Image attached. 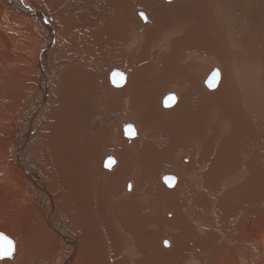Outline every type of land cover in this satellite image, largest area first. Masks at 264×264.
Listing matches in <instances>:
<instances>
[{
  "label": "bare ground",
  "instance_id": "obj_1",
  "mask_svg": "<svg viewBox=\"0 0 264 264\" xmlns=\"http://www.w3.org/2000/svg\"><path fill=\"white\" fill-rule=\"evenodd\" d=\"M35 1L66 20L56 27L33 0H0L2 206L17 194L25 207L44 197L48 205L34 210L40 245L56 259L61 242L62 264H182L191 250L193 264L246 261L244 253L229 259L227 252L235 229L240 239L264 232V196L249 164L264 174V160L253 159L264 158L256 126L261 122L264 128L262 67L256 55L247 60L250 43L243 48L233 39L226 43L236 58L226 56L224 67L208 22L203 31L201 19L216 10L212 27L222 22L225 37L239 35L228 5L234 9L248 0ZM258 4L264 11V0ZM239 38L248 40L244 33ZM158 49L164 51L160 59ZM78 55L80 72L63 64L70 61L64 56ZM153 62L156 67L149 65ZM220 65L226 78L207 88L198 74ZM113 67L122 72L123 84L113 83ZM232 72L246 91L245 102H239L243 116L237 115L235 93L228 97ZM183 80L182 97L164 107L167 92L177 97ZM247 116L255 117L254 124ZM125 125L135 134L128 136ZM183 154L191 160L184 163ZM164 172L178 176L175 187L162 183ZM221 189L223 195L213 198ZM235 190L239 221L232 216ZM157 209L164 216H154ZM169 209L173 218L167 217L173 215ZM59 212L65 216L56 226L62 237L45 221ZM159 227L160 233L177 228L171 249L155 240ZM222 238L224 246L218 245ZM263 244L258 236L244 247L259 256Z\"/></svg>",
  "mask_w": 264,
  "mask_h": 264
},
{
  "label": "rangeland",
  "instance_id": "obj_2",
  "mask_svg": "<svg viewBox=\"0 0 264 264\" xmlns=\"http://www.w3.org/2000/svg\"><path fill=\"white\" fill-rule=\"evenodd\" d=\"M170 1H172V0H170ZM240 1L244 2L245 0H240ZM249 1L250 0H248L247 5H242V6L237 5L234 9L230 7L231 2H229V5H228L231 12H233V10L235 11V15L233 18H231V21H232V25H233L234 29L239 33V35H235V36L230 37L231 35L229 33H225V35L228 37V39H227V37L224 36V33L222 31V28H223L222 22H219L216 27H214V26L212 27L211 18H213L212 16H214L216 14V10L214 11L215 14H213V11L210 14L208 11H207V13H205V17L203 19H201L202 24H203L202 30L204 31L206 24L208 22L207 31H208L209 35L211 37H213L215 39V41L217 42V44H215V45H216V48H219V51L216 54L218 55V57L220 59V63L224 67H225L224 61L227 60L226 56H228L229 58H232V59L236 58V55L232 53L231 45L226 43L228 40L233 39L234 43H239L241 45V47H243V48L247 47L250 43V45H251L250 49L247 50V52L250 53V58H248L247 60H251L252 57H254L255 55L258 57V62L262 67L261 76L264 80V11H261L259 8V4H258L259 0H256L257 3H255V4H252L251 1L250 2ZM33 2H34V4H36L39 7V10L41 12H44L45 14L51 16L52 20L55 22L56 27L59 26L60 22H63L66 20L65 15L62 14L59 17H57V15L49 13L41 4L40 5L37 4V2L35 0H33ZM206 6H207V3H206ZM214 8H216V7L214 6ZM47 9L49 10V8H47ZM8 10H11V9H8ZM207 10H208V6H207ZM219 10L220 9H218V11ZM225 13H228L227 9H226ZM35 21L40 22V19L36 18ZM141 28H139V29H141ZM243 33L245 34V36L248 40L239 38L242 36ZM256 41H258V42H256ZM256 43L257 44L259 43V44L254 48V45H252V44H256ZM169 47L172 48L171 45H169ZM249 50H251V52ZM124 51L126 53V49H124ZM157 52L159 53L158 58L160 59V56H161L160 53H163L164 51L161 49H158ZM187 53H188V51H186L184 53L185 56L187 55ZM126 56H130L128 54V52L126 53ZM65 59H68L71 61V62L65 61L63 63L66 67L73 68V69L77 70L75 65L81 59L79 57V55L76 57H70V58L68 56H64L63 60H65ZM63 60L61 59L60 61H63ZM180 63L181 62L179 61V64ZM59 64H61V63L59 62ZM149 65L156 67L157 63L153 62V63H149ZM217 67H218L219 71L221 72V78L218 82V84H220L223 81V79L226 78V76H225V72H224V67H222L221 65L217 66ZM115 69H119V68L113 67V70H115ZM212 70H213V67H211V68L204 67L202 69V72H200L198 74V76L202 80L207 79V77L209 76V74L211 73ZM77 71H79V70H77ZM232 75H233V78L235 81L234 80L229 81L230 83H234V85H230L228 87L229 89H231V91L228 93V97L230 96V100L234 99L233 94L235 93V95L238 99L237 108H236L238 111L237 115L243 116L241 110L239 109V102L240 101L245 102L246 91H245L244 86L241 84L240 79L238 77H235V74L233 72H232ZM126 79H127V76H126ZM150 79H152V76L150 77ZM176 79H178V75L176 76ZM204 82H203V85H205L207 87V85ZM178 85L180 87V92L177 95L174 104H176L177 101L182 97L181 93L184 91V80L182 82H179ZM263 88H264V85H263ZM170 92H172V91H169L167 93H170ZM174 92H176V91H174ZM263 95H264V91H263ZM162 104H163V102H162ZM163 106H164V104H163ZM164 107H166V106H164ZM169 107H171V106H169ZM234 107H235V105H234ZM242 108L245 110V112L248 115L252 114L251 109L245 108L243 105H242ZM247 118L250 120V122H252L254 124L255 117H248L247 116ZM247 118H245V120H247ZM256 126L259 127L258 128L260 130L259 131V138L261 139L262 147H264V136H263L264 128H263V126H261V122H258ZM188 136L194 137L192 134H189ZM187 141H188V139H187ZM249 150L251 151L250 148H249ZM183 156H186V157L183 158ZM183 156H182V160L184 163H187L188 161L191 160L189 154H183ZM253 159L260 160V161L264 160L263 157L262 158L253 157ZM104 160L106 162L108 160V156H105ZM196 160L197 159H195L194 162H196ZM249 164H250L252 173L254 174L255 183L257 184L259 191L264 196V192L261 191V188L264 190V174L262 172H258L255 170L256 165L253 166V165H251L250 162H249ZM257 165H259V164H257ZM165 173L174 175V173H169V172H164L163 174L165 175ZM174 176L176 178L178 177L176 175H174ZM161 180H162V183L165 184L163 179H161ZM176 184H177V182H176ZM176 184H175V186H176ZM10 191H12V190H10ZM9 192H7V193H9ZM223 192H224V189H221L218 192V194L215 195V197H213V198L221 197L223 195ZM234 192L236 194V197L234 198V205H233V209H232L234 213L232 216L236 217L237 221H239V219L242 217V214L236 212V209L240 205V201L238 200L240 194L237 190H235ZM1 197L2 196L0 194V198ZM17 197H18V199H20L19 194H17ZM17 197L14 198L13 203L11 205H7L6 207L4 205L2 206V202L0 201V231L4 232L7 235H9L10 237H12L16 242V248H15L14 254L9 258H0V264H36V263L40 264V262H41V264H56V263L62 264V260L64 259V255L62 253L61 242H60V245L58 243L56 244V251H57L56 259H52L50 257L48 248L42 247L40 245L41 244L40 243L41 235L39 233V229L41 227L37 225V218L39 215L34 210H35V208H39L40 210L44 209L48 205L45 201H43L44 197L43 198H37V202L35 204L29 203L28 205L34 204V206H31V207H25L24 204H22V202L19 205L17 202ZM256 197H257L256 194H252V195H250L249 198L254 200ZM146 198H147V201L150 199V197H146ZM255 201H256V199H255ZM261 206L264 208V197L261 199ZM173 210L174 209H172V210L169 209V211L172 212L173 215L171 216L169 214L167 216L168 218H173V216H175L176 213ZM259 210H261V209H259ZM161 215L164 216V213H161V211H159V209H157V211L154 213V216L160 217ZM189 216H195V215L190 213ZM40 218H41V216H40ZM61 218L63 220H65V216L59 212L55 216H52V219L47 218L48 221L45 220L48 223L49 227L52 230L55 229V231L59 234L60 237H62V236L60 235L59 229H57L56 226H57V224ZM188 224L194 228V230L198 233L199 236L203 235V232L200 231L199 226L195 222L191 221L189 219V217H188ZM144 227L145 226L139 228V232ZM25 228L30 232L28 233V231H26ZM160 228L161 227H159L156 231L155 240L157 242H159L158 245L160 244L161 247L160 246L159 247L161 249H164L163 246L165 247V249H171L173 247V241H172L171 236L176 232L177 228L175 229L173 227V231L171 233H164V231L162 233H160ZM155 230L156 229L154 228L151 232L147 231V234H154ZM235 232H236L235 239L233 241H231V249L228 250V252H227L229 259H240L242 253H244V259H246V261H244L242 264H256L260 259H264V244H263V247L260 251L259 256H257L256 249H245V247H244L245 246L244 243H254L258 236H261L263 239L264 238V232H261V233L257 234L255 237L249 238V239H240L237 229H235ZM164 239L168 240V243L167 244L165 243L168 246H166L165 244L162 245V242ZM224 244H225V240L222 238L220 240V242L218 243V245L224 246ZM37 249L39 252L37 251ZM43 249L44 250L46 249V251H44ZM54 253H55V250L53 248L51 255H54ZM46 254L48 257L46 256ZM35 255L37 256V258ZM24 256L26 258L22 259ZM33 258H35V259H33ZM36 260H37V262H36ZM193 260H194V250H191L189 253H187V256L184 259H182V264H193V262H192ZM69 263H70V261H69ZM176 264H179V263H176Z\"/></svg>",
  "mask_w": 264,
  "mask_h": 264
},
{
  "label": "water",
  "instance_id": "obj_3",
  "mask_svg": "<svg viewBox=\"0 0 264 264\" xmlns=\"http://www.w3.org/2000/svg\"><path fill=\"white\" fill-rule=\"evenodd\" d=\"M217 71L219 72V77H218V80H217V82H216V84H215L214 87L217 86V84H218V82H219V80H220V78H221V74H220V71H219L218 68H214V69L211 71V73L209 74V76L207 77V79L205 80V84L207 85L208 88H214V87H210V86H209V81L212 79L213 74L216 73ZM118 73H119V74H122L121 71L114 70V71L111 73V76H110V77H111L113 83H115V84H117V85H121V84L124 83L125 80H124V79H120V77L117 75ZM169 96H175V97H176V94H175L174 92H170V93H168L167 95H165V97L163 98V104H164V106H166V107L172 106V105L175 103V101L171 102L170 104L167 102ZM128 126H129V125H125L124 129H125L126 134L129 136V134H128L127 131H126L127 128H128ZM132 128H133V127H132ZM133 129H134V128H133ZM134 131H135V130H134ZM131 136H132V135H131ZM169 177H174V178H175L174 182H173L171 185H170L168 182H166L167 179H168ZM162 179H163V181L167 184V186H169V187H173V186L176 184V182H177V178H176L174 175H171V174H165V175H163ZM5 238H7V240H11V241H13V243H14V251H13V254H14V252H15V248H16V242H15V240H14L12 237H10L9 235H7L6 233L2 232V231H0V247H2V246L4 245V243H5ZM165 245H166V244H165ZM166 246H168V245H166ZM13 254H12V255H13ZM4 258H9V257H4Z\"/></svg>",
  "mask_w": 264,
  "mask_h": 264
},
{
  "label": "snow or ice",
  "instance_id": "obj_4",
  "mask_svg": "<svg viewBox=\"0 0 264 264\" xmlns=\"http://www.w3.org/2000/svg\"><path fill=\"white\" fill-rule=\"evenodd\" d=\"M142 18H144L145 20H147V16L144 13H141ZM120 79H124L123 74H117ZM219 77V72L217 71L216 73L213 74L212 79L209 81V86L210 87H214L217 80ZM176 97L175 96H169L168 97V103L170 104L171 102L175 101ZM127 133L131 136L135 134L134 129L132 128L131 125L128 126L127 128ZM114 163V160H112L111 158L109 159L108 162V166L111 167V165ZM175 178L174 177H169L167 179L166 182H168L170 185L174 182ZM167 243V242H166ZM14 251V243L11 240H7V238H5V243L2 247H0V258H4V257H11Z\"/></svg>",
  "mask_w": 264,
  "mask_h": 264
}]
</instances>
